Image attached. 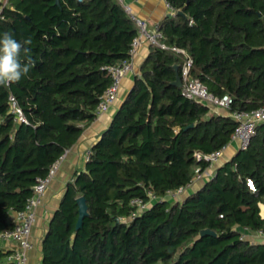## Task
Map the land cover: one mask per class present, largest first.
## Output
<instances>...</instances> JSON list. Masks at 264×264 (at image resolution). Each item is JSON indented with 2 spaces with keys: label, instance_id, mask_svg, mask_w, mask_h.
Listing matches in <instances>:
<instances>
[{
  "label": "trees",
  "instance_id": "16d2710c",
  "mask_svg": "<svg viewBox=\"0 0 264 264\" xmlns=\"http://www.w3.org/2000/svg\"><path fill=\"white\" fill-rule=\"evenodd\" d=\"M9 2L0 34L31 38L34 65L20 82L0 86V233L95 120L112 82L107 66L131 58L138 33L118 0ZM168 2L175 13L159 28L193 58L191 76L217 96L231 95L230 112L263 106L264 0ZM182 63L180 54L152 46L85 169L67 183L42 241V264H264V243L240 229L264 231V121L198 191L163 199L210 166L197 152L227 146L237 126L174 84ZM11 92L28 122L11 112ZM151 194L152 205L133 216L132 199L150 202ZM80 196L89 212L77 229ZM10 253L0 239V264H12Z\"/></svg>",
  "mask_w": 264,
  "mask_h": 264
},
{
  "label": "built area",
  "instance_id": "2783aa9c",
  "mask_svg": "<svg viewBox=\"0 0 264 264\" xmlns=\"http://www.w3.org/2000/svg\"><path fill=\"white\" fill-rule=\"evenodd\" d=\"M118 1L130 14L138 29V33L133 39L132 48L130 51L131 56L144 41H147L151 46H158L160 48L168 49L180 54L183 56L181 75L183 80L182 86L184 94L195 99L196 101L207 104L210 107L220 106L228 109L230 108V105L233 101L232 96L229 94L217 96L213 94L206 84H204L200 79L193 78L191 76L193 58L187 53L185 49L176 45L167 44L164 41V34L160 30L159 24L153 28L150 27L148 21L134 14L131 7L126 4L124 0ZM163 1L166 2L167 6L173 10L168 0ZM7 6V0H0V19L4 18V10ZM107 69L112 75V82L100 96V100L97 105L98 114L109 109V107L117 101L122 80L126 73L134 69V64L132 58H130L121 64L107 66ZM9 105L11 112L15 115L17 120L21 122H28L18 98L13 92H11L9 95ZM230 116H232V118L237 122V126L232 135L231 141H238L239 148L246 149L256 132L258 124L264 121V105L251 111L235 110L230 112ZM225 147L210 153L197 152L196 155L198 159L208 160L211 164L204 171H200L198 169L193 177L192 182L194 180L210 179L212 177L213 174L209 169L220 158ZM66 152L51 165L48 173L45 176L38 178L37 183L34 185V193L29 198L26 207L23 210L15 211L11 216L12 225L5 228L0 233V239L3 242V246L11 250L8 260L12 264H30L29 252L34 247L32 230L37 219V209L42 204L46 191L56 176ZM91 153V149L86 152V161L90 159ZM248 183L252 189H255L254 183L251 179H249ZM185 187L186 186H183L176 190L169 191L163 199L179 200L185 190ZM151 196L152 199L150 202H144L141 198L132 199L131 203L136 206V211L134 212L133 216L141 214L152 205V201L156 199V197L152 194ZM258 233L264 236V231L259 230Z\"/></svg>",
  "mask_w": 264,
  "mask_h": 264
},
{
  "label": "crops",
  "instance_id": "0c3cea01",
  "mask_svg": "<svg viewBox=\"0 0 264 264\" xmlns=\"http://www.w3.org/2000/svg\"><path fill=\"white\" fill-rule=\"evenodd\" d=\"M7 2L8 6H10L9 0H7ZM124 2L131 7L134 14L140 18L146 19L152 28L159 24L166 16L174 13L163 0H124ZM151 48L152 46L147 41L140 44L135 53L131 56L134 69L124 76L117 101L106 111L97 114L95 120L84 129L78 141L67 150L56 176L46 191L42 204L37 209V219L32 230L34 247L29 252L30 264H42V241L49 229L50 221L65 194L67 183L85 169L86 152L101 138L105 129L111 124L115 113L134 86L135 76L140 74L141 65L150 53ZM211 110L218 114L230 115L228 108L212 106ZM239 150V142L236 140L231 141L223 150L220 158L210 167V172L215 175L217 169L226 161L230 160ZM207 180L208 179L194 180L192 183L188 184L180 199L198 191ZM260 209L261 215L264 217V203H260ZM240 229L246 239L264 243V236L260 235L258 232L248 228Z\"/></svg>",
  "mask_w": 264,
  "mask_h": 264
},
{
  "label": "clouds",
  "instance_id": "9594fccd",
  "mask_svg": "<svg viewBox=\"0 0 264 264\" xmlns=\"http://www.w3.org/2000/svg\"><path fill=\"white\" fill-rule=\"evenodd\" d=\"M31 38L19 41L10 32L0 34V86L9 87L27 77L34 62Z\"/></svg>",
  "mask_w": 264,
  "mask_h": 264
},
{
  "label": "water",
  "instance_id": "95a60500",
  "mask_svg": "<svg viewBox=\"0 0 264 264\" xmlns=\"http://www.w3.org/2000/svg\"><path fill=\"white\" fill-rule=\"evenodd\" d=\"M174 68L176 69V73H177V79L174 82V84L181 87L183 85V80H182V75L180 72V65L175 64ZM78 202L80 205V208H79L80 214H79V218L77 221V229H80L83 225L84 218L88 214L89 211H88V204H87L85 196L78 197ZM204 233L209 234V235H216L217 234L215 231H213L211 229L204 230Z\"/></svg>",
  "mask_w": 264,
  "mask_h": 264
},
{
  "label": "rangeland",
  "instance_id": "374dc122",
  "mask_svg": "<svg viewBox=\"0 0 264 264\" xmlns=\"http://www.w3.org/2000/svg\"><path fill=\"white\" fill-rule=\"evenodd\" d=\"M173 200V199H172Z\"/></svg>",
  "mask_w": 264,
  "mask_h": 264
}]
</instances>
